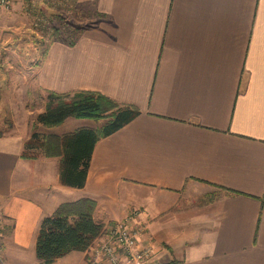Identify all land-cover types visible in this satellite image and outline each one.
Wrapping results in <instances>:
<instances>
[{
	"label": "crops",
	"instance_id": "crops-1",
	"mask_svg": "<svg viewBox=\"0 0 264 264\" xmlns=\"http://www.w3.org/2000/svg\"><path fill=\"white\" fill-rule=\"evenodd\" d=\"M95 9L100 21L74 44L49 45L38 85L98 92L141 114L97 142L83 188L61 183V157H22L33 125L0 137L4 260L42 264L43 219L91 198L105 226L139 211L153 264H264V0H95ZM84 127L98 125L70 118L53 131Z\"/></svg>",
	"mask_w": 264,
	"mask_h": 264
},
{
	"label": "trees",
	"instance_id": "trees-1",
	"mask_svg": "<svg viewBox=\"0 0 264 264\" xmlns=\"http://www.w3.org/2000/svg\"><path fill=\"white\" fill-rule=\"evenodd\" d=\"M41 14L49 19L55 16L62 17V13L50 7L46 12L42 9ZM51 35L53 39L50 44L55 40H65L69 44H74L79 36L64 39L60 36L58 27H54ZM45 92L47 94L45 110L37 116L38 124L43 127L60 126L70 118L106 120L101 127H84L63 135L41 131L37 127L25 144L23 158H35L40 151L47 157H61V183L74 188H83L97 142L122 129L138 117L141 111L134 105L120 104L93 91L64 94L54 91ZM12 127L9 125L10 129ZM4 134L5 132L0 130V137ZM96 207V200L84 198L63 203L53 215L43 219L36 247L37 257L42 264H52L72 252H83L90 248L104 233L106 227L104 223L94 218Z\"/></svg>",
	"mask_w": 264,
	"mask_h": 264
},
{
	"label": "rangeland",
	"instance_id": "rangeland-1",
	"mask_svg": "<svg viewBox=\"0 0 264 264\" xmlns=\"http://www.w3.org/2000/svg\"><path fill=\"white\" fill-rule=\"evenodd\" d=\"M49 7L57 9L62 17L42 15V9L46 12ZM100 19L95 0H15L10 11L0 13V130L8 134L17 129L30 130L33 125V133L37 127L55 133L37 122L47 98L38 85L37 73L53 39L51 34L58 27L62 38L73 39ZM90 121L98 127L106 123L105 119ZM37 153L32 159L45 156Z\"/></svg>",
	"mask_w": 264,
	"mask_h": 264
},
{
	"label": "built area",
	"instance_id": "built-area-1",
	"mask_svg": "<svg viewBox=\"0 0 264 264\" xmlns=\"http://www.w3.org/2000/svg\"><path fill=\"white\" fill-rule=\"evenodd\" d=\"M15 0H0V13L10 11ZM139 211L111 223L86 251L83 264H153L155 249L142 241L144 225ZM2 218L0 211V219ZM0 264H8L0 253Z\"/></svg>",
	"mask_w": 264,
	"mask_h": 264
}]
</instances>
